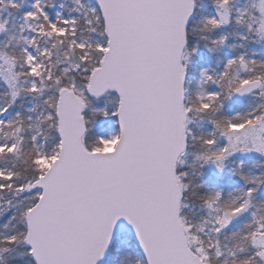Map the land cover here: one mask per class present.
<instances>
[{
	"label": "snow or ice",
	"instance_id": "snow-or-ice-1",
	"mask_svg": "<svg viewBox=\"0 0 264 264\" xmlns=\"http://www.w3.org/2000/svg\"><path fill=\"white\" fill-rule=\"evenodd\" d=\"M71 5L0 0V264H264V0Z\"/></svg>",
	"mask_w": 264,
	"mask_h": 264
},
{
	"label": "rangeland",
	"instance_id": "rangeland-1",
	"mask_svg": "<svg viewBox=\"0 0 264 264\" xmlns=\"http://www.w3.org/2000/svg\"><path fill=\"white\" fill-rule=\"evenodd\" d=\"M61 2V0H56L57 3V8L59 3ZM62 2L65 5V8L62 9V11L67 12L71 7V0H62ZM10 13V10H5V9H0V16H4L7 17L8 20V32L6 34H2L0 35V46H3L4 42L8 40L9 36H14L15 34H17L19 32V25L22 23V21L19 19L18 13ZM20 35H24V33H19ZM8 46H14V47H19V45L16 44L15 39H13ZM104 103L107 104L108 103V98L106 97L104 100ZM92 107H95V102L92 103ZM91 112V109H90ZM105 151L111 150L110 147H106L104 149ZM186 159H188L187 157H185ZM191 159V158H190ZM188 159V160H190ZM207 180H209V182H211V179L213 178V173L211 171L208 172V174L205 177Z\"/></svg>",
	"mask_w": 264,
	"mask_h": 264
},
{
	"label": "trees",
	"instance_id": "trees-1",
	"mask_svg": "<svg viewBox=\"0 0 264 264\" xmlns=\"http://www.w3.org/2000/svg\"><path fill=\"white\" fill-rule=\"evenodd\" d=\"M8 47L12 48L14 46H8ZM188 87L190 90L188 94L191 95V89H193L195 87V79L194 78L192 79L191 83L188 84ZM5 99L6 98H4V97H0V101H3ZM42 99L43 98L33 99L30 97H25L23 99V104L21 105V107L22 108L31 107V106L35 105L36 106V113H38L44 108V105L42 103ZM33 116H35V113H33ZM90 118L94 120L95 114L90 112ZM187 158L190 159L191 157L187 156ZM251 162H252L251 159H249V161H248L249 165L251 164ZM262 166H264V165H262ZM193 201H194V198L189 197L188 208L184 209V211L187 213L188 216L195 218V216L198 215V213H197L196 205ZM4 215L7 216L8 213L6 212ZM117 259H118V257H117Z\"/></svg>",
	"mask_w": 264,
	"mask_h": 264
},
{
	"label": "water",
	"instance_id": "water-1",
	"mask_svg": "<svg viewBox=\"0 0 264 264\" xmlns=\"http://www.w3.org/2000/svg\"><path fill=\"white\" fill-rule=\"evenodd\" d=\"M108 151H111V150H108Z\"/></svg>",
	"mask_w": 264,
	"mask_h": 264
}]
</instances>
